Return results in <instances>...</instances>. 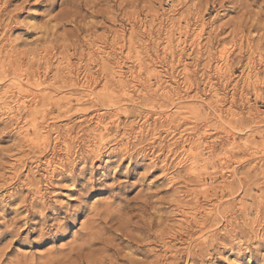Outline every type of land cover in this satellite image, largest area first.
I'll use <instances>...</instances> for the list:
<instances>
[{"label":"rangeland","instance_id":"obj_1","mask_svg":"<svg viewBox=\"0 0 264 264\" xmlns=\"http://www.w3.org/2000/svg\"><path fill=\"white\" fill-rule=\"evenodd\" d=\"M0 264H264V0H0Z\"/></svg>","mask_w":264,"mask_h":264},{"label":"bare ground","instance_id":"obj_2","mask_svg":"<svg viewBox=\"0 0 264 264\" xmlns=\"http://www.w3.org/2000/svg\"><path fill=\"white\" fill-rule=\"evenodd\" d=\"M206 131H207V130H206ZM247 144H248V143H247ZM247 144H246V145H247ZM250 145H251V144H250ZM229 146H230V145H229ZM249 148H250V147H249ZM183 162H184V161H183ZM186 162H189V160H188V161H186ZM194 162H195V161H194ZM189 163H190V162H189ZM190 166H191V165H190ZM192 166H193V165H192Z\"/></svg>","mask_w":264,"mask_h":264}]
</instances>
